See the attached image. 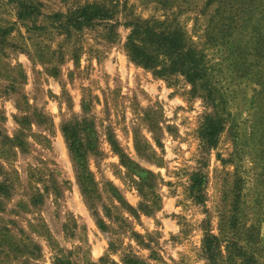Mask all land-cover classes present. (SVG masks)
<instances>
[{
    "label": "rangeland",
    "instance_id": "rangeland-1",
    "mask_svg": "<svg viewBox=\"0 0 264 264\" xmlns=\"http://www.w3.org/2000/svg\"><path fill=\"white\" fill-rule=\"evenodd\" d=\"M87 4L112 20L68 28ZM130 22L182 32L211 100L132 63ZM77 122L91 199L61 133ZM127 259L264 264V0H0V264Z\"/></svg>",
    "mask_w": 264,
    "mask_h": 264
},
{
    "label": "trees",
    "instance_id": "trees-1",
    "mask_svg": "<svg viewBox=\"0 0 264 264\" xmlns=\"http://www.w3.org/2000/svg\"><path fill=\"white\" fill-rule=\"evenodd\" d=\"M112 20L108 10L98 4H87L66 18V26L76 31L83 27H90L99 22ZM162 24L147 22H130L127 25L129 33L126 37L125 48L129 60L137 66L152 70L156 76L181 75L185 80L202 91L206 100H211L210 88L203 56L189 44L182 32L162 28ZM87 127L75 124H63L61 133L77 168L79 169V183L81 191L87 198H93L94 180L86 167V151L84 150L85 130ZM222 131L218 119L207 118L202 137L208 147L216 145L217 137ZM202 180L198 176L192 177V187L196 189L197 197L202 195ZM213 241H205L208 259L213 262ZM126 264H142L134 259H127Z\"/></svg>",
    "mask_w": 264,
    "mask_h": 264
}]
</instances>
